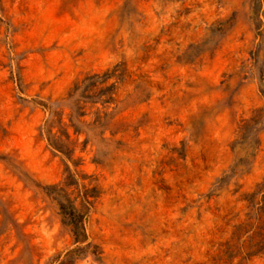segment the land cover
Masks as SVG:
<instances>
[{"label":"rangeland","instance_id":"1","mask_svg":"<svg viewBox=\"0 0 264 264\" xmlns=\"http://www.w3.org/2000/svg\"><path fill=\"white\" fill-rule=\"evenodd\" d=\"M0 264H264V0H0Z\"/></svg>","mask_w":264,"mask_h":264},{"label":"trees","instance_id":"2","mask_svg":"<svg viewBox=\"0 0 264 264\" xmlns=\"http://www.w3.org/2000/svg\"><path fill=\"white\" fill-rule=\"evenodd\" d=\"M58 195L60 194L56 193V196ZM89 197L90 196H85V198H83L81 209L85 208L84 204H88L87 199ZM92 198H94V196ZM65 201L68 202V200ZM59 207H60V215L62 217L63 224L71 228L76 242H83L85 240V237L84 235L82 236V232L84 231L81 221L82 212L80 210L75 209L72 203L64 204L60 202Z\"/></svg>","mask_w":264,"mask_h":264}]
</instances>
